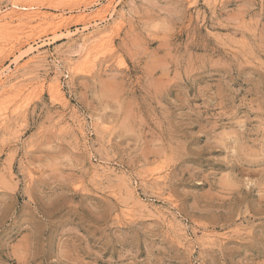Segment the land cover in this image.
I'll list each match as a JSON object with an SVG mask.
<instances>
[{
    "label": "rangeland",
    "instance_id": "rangeland-1",
    "mask_svg": "<svg viewBox=\"0 0 264 264\" xmlns=\"http://www.w3.org/2000/svg\"><path fill=\"white\" fill-rule=\"evenodd\" d=\"M17 1L0 264H264V0Z\"/></svg>",
    "mask_w": 264,
    "mask_h": 264
},
{
    "label": "bare ground",
    "instance_id": "bare-ground-1",
    "mask_svg": "<svg viewBox=\"0 0 264 264\" xmlns=\"http://www.w3.org/2000/svg\"><path fill=\"white\" fill-rule=\"evenodd\" d=\"M16 1V0H15ZM22 10V11H19V10ZM23 11H26V12H23ZM122 17V16H121ZM38 18H47V16H46V14H43V13H41V12H39V11H37V9L35 8V7H33V6H31V5H20L19 4V2L17 1V2H14L13 4H12V6H11V11L10 12H8V11H0V35L2 34V33H4L5 31H8V32H10L11 30H8L9 28H18V27H20L21 28V26L23 27V26H25V25H30V24H32V23H34V21L36 20V19H38ZM49 18V17H48ZM83 18H85V17H83ZM82 18V19H83ZM86 18H87V16H86ZM85 18V19H86ZM119 18V17H118ZM84 19V20H85ZM117 19V18H116ZM124 19V18H123ZM119 20V19H118ZM43 21V20H42ZM114 21V20H113ZM119 21H122V20H119ZM119 21H116L117 23H115V24H117V26H118V22ZM87 26V25H86ZM30 27V26H29ZM84 27V26H83ZM32 28V27H31ZM85 29H87V28H85ZM111 29V28H110ZM96 30V29H95ZM108 31H110L109 29H104V30H102V31H99V32H97L98 33V36H97V38H102V39H104V35L105 34H107L108 33ZM13 33H14V30L12 31ZM27 32V31H26ZM15 33H16V30H15ZM4 35H6V34H4ZM95 35V34H94ZM93 35V36H94ZM8 35H6V37H7ZM10 36V35H9ZM14 37V36H13ZM19 37H21V36H19ZM18 37V38H19ZM94 37H96V35L94 36ZM1 38V37H0ZM5 38V37H4ZM6 39V38H5ZM5 39H2L1 38V40H5ZM91 40V37L90 36H87V37H84V41H85V43H87L88 41H90ZM100 40V39H99ZM6 41V40H5ZM73 41V40H72ZM2 42V41H1ZM0 42V43H1ZM18 42V41H17ZM89 43V42H88ZM87 43V45H89ZM92 43V42H91ZM100 43V42H99ZM103 43V42H102ZM76 45V44H75ZM81 45H82V43L80 44V47H81ZM83 45H84V43H83ZM87 45L85 44V47H87ZM90 46V45H89ZM18 47V46H17ZM32 47V46H31ZM84 47V48H85ZM109 47V46H108ZM111 47V46H110ZM82 48V47H81ZM30 50H28L29 51V53H30V51L31 52H33V51H35V50H37L36 48H34V47H32V48H29ZM87 49H89L88 47H87ZM86 48H85V50L86 51H88ZM112 50V49H111ZM82 51V50H81ZM83 52V51H82ZM26 53V52H25ZM28 54V53H27ZM52 54V53H51ZM77 54V53H76ZM22 56V55H21ZM45 58V57H44ZM43 58V59H44ZM76 60V59H75ZM47 61V60H46ZM16 63V62H15ZM73 63V62H72ZM17 64V63H16ZM73 65V64H72ZM20 66V65H19ZM57 68V67H56ZM11 70V68H7V69H5V70H1L2 72H0V92H6V91H8V87L10 88V89H14V88H17V86H18V83L16 82L18 79H20V77L18 78V77H16V76H14L16 73H14V72H17V71H19L17 68H16V70H14L13 72H11L10 71ZM21 70V69H20ZM18 73V72H17ZM56 78V77H55ZM56 79H53V81H54V83L52 82H50L51 84H49L50 85V90H51V93H52V96H54V97H56V98H60V99H64V95H63V92H62V89H61V85L57 82V81H55ZM46 81V80H45ZM59 81V80H58ZM21 86V85H20ZM19 90V89H18ZM21 90H23V89H21ZM20 90V91H21ZM3 92H2V94H3ZM15 92V91H14ZM9 93H10V91H9ZM17 93V92H16ZM22 93V92H21ZM1 95V94H0ZM3 95H5V93L3 94ZM2 96V95H1ZM0 96V97H1ZM5 98V97H4ZM55 98V99H56ZM10 99V98H9ZM13 99V98H12ZM59 99V100H60ZM58 100V99H57ZM16 101V100H15ZM14 101V102H15ZM63 101V100H62ZM67 101V100H66ZM13 102V103H14ZM61 102V101H60ZM7 103V102H6ZM9 103V102H8ZM20 103V102H19ZM18 104V103H17ZM61 104V103H60ZM6 106V105H5ZM21 106V105H20ZM19 106V107H20ZM13 107H15V106H13ZM20 109L21 108H17V109H14V111L15 110H19V112H21L20 111ZM1 111V110H0ZM11 111V110H10ZM13 112V111H12ZM16 112V111H15ZM12 114H14V113H12ZM18 114H20V113H18ZM2 114H0V119H1V116ZM24 115V114H23ZM7 116V115H6ZM4 117V116H3ZM8 119V118H7ZM76 120H78V119H76ZM82 120V119H81ZM4 122V121H3ZM2 122V123H3ZM5 122H6V120H5ZM83 124V123H82ZM79 125V124H78ZM81 125V124H80ZM3 127V126H2ZM8 129V128H7ZM6 129V130H7ZM83 133V132H82ZM105 171V170H104ZM97 172V171H96ZM108 172V171H107ZM95 174V173H94ZM158 174H160V173H158ZM160 176V175H159ZM162 176V175H161ZM153 177V176H152ZM156 178H158L157 176H156ZM155 178V179H156ZM160 178H162L163 179V176L162 177H159L158 179L160 180ZM154 181H156L155 183L157 184V180H154ZM161 181V180H160ZM159 182V181H158ZM126 187V186H125ZM128 192V191H127ZM142 201V200H141ZM140 203V202H139ZM137 204V203H136ZM140 205V204H139ZM141 207H142V205H140ZM155 208V207H154ZM150 211V210H149ZM129 212V211H128ZM211 238V237H210Z\"/></svg>",
    "mask_w": 264,
    "mask_h": 264
}]
</instances>
